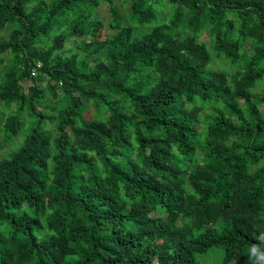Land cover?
Segmentation results:
<instances>
[{
	"label": "trees",
	"instance_id": "trees-1",
	"mask_svg": "<svg viewBox=\"0 0 264 264\" xmlns=\"http://www.w3.org/2000/svg\"><path fill=\"white\" fill-rule=\"evenodd\" d=\"M120 2L0 0V264H264V0Z\"/></svg>",
	"mask_w": 264,
	"mask_h": 264
},
{
	"label": "rangeland",
	"instance_id": "rangeland-1",
	"mask_svg": "<svg viewBox=\"0 0 264 264\" xmlns=\"http://www.w3.org/2000/svg\"><path fill=\"white\" fill-rule=\"evenodd\" d=\"M114 2L118 5L121 12L123 13L124 9L122 7L120 0H114ZM95 17L98 18L99 20H101L102 23L104 24V26H105L104 35L105 36H108L109 34L114 32L113 30H110L107 28L108 23L111 20V16L109 13V6L107 3H102L100 5V7L95 11ZM6 33H7V30L4 31V34H6ZM201 39H206V36H202ZM75 40L79 41L80 39H73L72 38L69 42H67V44H66L67 48H70L74 44ZM211 68L218 69V70L223 69V70H227L231 73H233L235 70V68L225 60H214L212 65H211ZM11 110H12V108L5 110L3 107H0V111L3 113V117L0 116V125L3 122L4 118L8 116V113ZM23 138H24V134L19 135L16 139L12 140L6 148H3L2 150H0V159L2 157H4L5 154L8 153L11 149H14L19 144H21ZM0 139H1V137H0ZM209 258H207L206 261H208Z\"/></svg>",
	"mask_w": 264,
	"mask_h": 264
}]
</instances>
